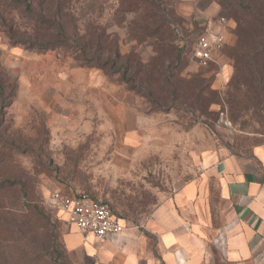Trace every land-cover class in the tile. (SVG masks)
<instances>
[{"label": "rangeland", "instance_id": "rangeland-1", "mask_svg": "<svg viewBox=\"0 0 264 264\" xmlns=\"http://www.w3.org/2000/svg\"><path fill=\"white\" fill-rule=\"evenodd\" d=\"M161 3L166 25H176L188 40L215 31L224 16L226 43L206 66L182 50L171 68L175 95L155 94L156 103L138 86L148 74L140 73L143 81L136 75L132 85L121 72L77 59L70 45L41 49L32 44L35 22L23 5L0 0V181L12 182L0 188V209L25 215L20 220L35 264H97L82 246L65 243L75 226L52 202L55 191L91 195L124 225L138 226L194 177L202 151L245 152L264 141V101L248 100L236 110L229 103L236 40L231 12L216 0ZM142 7L129 0H68L64 23L85 39L104 32L107 43L144 71L156 56L157 36L135 32L144 25ZM170 37L177 47L172 30ZM200 83L207 86L202 95Z\"/></svg>", "mask_w": 264, "mask_h": 264}, {"label": "crops", "instance_id": "crops-1", "mask_svg": "<svg viewBox=\"0 0 264 264\" xmlns=\"http://www.w3.org/2000/svg\"><path fill=\"white\" fill-rule=\"evenodd\" d=\"M82 234L74 227L65 243L97 264H264V141L202 151L194 177L143 224L105 239Z\"/></svg>", "mask_w": 264, "mask_h": 264}, {"label": "trees", "instance_id": "trees-1", "mask_svg": "<svg viewBox=\"0 0 264 264\" xmlns=\"http://www.w3.org/2000/svg\"><path fill=\"white\" fill-rule=\"evenodd\" d=\"M14 1L23 5L26 14L32 17L35 22L32 44L41 49L70 45L73 49L76 48L73 53L77 59L84 58L99 68L108 66L113 72H121V79L132 85H135L136 75L141 77L140 81L146 77V82H143L145 85L139 83L138 86L144 89L146 95L149 98L152 97L156 103L159 102V99L155 97V94H163L169 98L174 97L177 85L174 79L175 73L171 69L173 62L181 58L182 50L191 51L197 38L196 36L195 39L188 40L176 25H170L171 29H169L166 25L168 21L164 15L165 9L162 6V0H129L133 6L138 1L143 4L140 21L144 25H136L135 32H150L151 36H157L154 42L156 56L151 59V64L145 66L144 71H140L137 69V65L133 66L127 56L124 57L120 54L114 42H106L104 32L94 38L96 40L93 43L94 39H85L75 29L65 25L64 18L65 15L67 16L65 6H67L68 0ZM216 1L221 6L228 8L236 23L234 30L236 40L231 48L235 73L229 81L231 93H233L230 94V106L236 110L239 103L248 100L261 103L264 101V0ZM147 8L148 10H146ZM171 30L175 35L177 47L170 39ZM140 73L148 75L143 77ZM206 87L204 84H198L196 87L198 94L202 95ZM11 183L7 180L0 181V188ZM21 217L23 218L25 215L7 213L0 209V264H6L12 259L14 264L17 262L30 264L29 261L35 264L37 262V260L29 259L27 240L24 236L27 234L25 231L28 228L23 220H20ZM5 232L10 241H6L4 238ZM29 236L31 235L29 234ZM32 238L28 240L29 244L33 242ZM3 239L4 243H2ZM7 242L10 243L9 248H7Z\"/></svg>", "mask_w": 264, "mask_h": 264}, {"label": "built area", "instance_id": "built-area-1", "mask_svg": "<svg viewBox=\"0 0 264 264\" xmlns=\"http://www.w3.org/2000/svg\"><path fill=\"white\" fill-rule=\"evenodd\" d=\"M218 19V29L215 31L207 29L198 34L192 45L190 54L200 66L213 62L225 46V18L221 16ZM51 200L83 234L105 239L121 233L124 229L123 222L106 202L86 193L55 191L51 195Z\"/></svg>", "mask_w": 264, "mask_h": 264}]
</instances>
